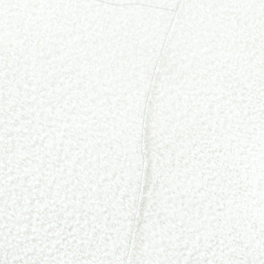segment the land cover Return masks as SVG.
<instances>
[{
	"label": "snow or ice",
	"instance_id": "6c2138e0",
	"mask_svg": "<svg viewBox=\"0 0 264 264\" xmlns=\"http://www.w3.org/2000/svg\"><path fill=\"white\" fill-rule=\"evenodd\" d=\"M0 264H264V0H0Z\"/></svg>",
	"mask_w": 264,
	"mask_h": 264
}]
</instances>
